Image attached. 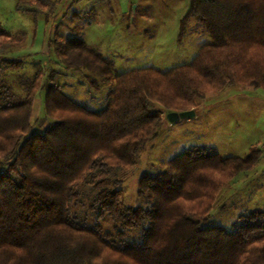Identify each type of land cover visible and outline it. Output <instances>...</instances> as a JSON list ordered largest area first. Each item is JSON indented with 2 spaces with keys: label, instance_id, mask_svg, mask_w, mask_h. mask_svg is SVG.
<instances>
[{
  "label": "trees",
  "instance_id": "16d2710c",
  "mask_svg": "<svg viewBox=\"0 0 264 264\" xmlns=\"http://www.w3.org/2000/svg\"><path fill=\"white\" fill-rule=\"evenodd\" d=\"M58 2L18 0L17 9L38 14ZM191 20L205 26L211 42L189 64L165 72L115 73L114 61L76 26L74 36L52 40L65 70L92 73L84 79L96 91L100 82L110 87L98 111L54 83L55 70L43 84V69L21 78L18 90L0 74V264H264V210L239 215L230 230L206 216L225 177L254 165L258 150L223 157L188 148L161 171L140 176L141 204L123 203L118 168L134 166L157 138L156 104L188 110L181 99L201 96L215 82L232 84L238 72L264 87V0H189L182 31ZM2 38L12 39L0 26ZM2 61L9 69L22 66L18 58ZM38 89L41 129L30 120ZM106 217L109 231L101 223Z\"/></svg>",
  "mask_w": 264,
  "mask_h": 264
},
{
  "label": "rangeland",
  "instance_id": "374dc122",
  "mask_svg": "<svg viewBox=\"0 0 264 264\" xmlns=\"http://www.w3.org/2000/svg\"><path fill=\"white\" fill-rule=\"evenodd\" d=\"M17 2L0 0V26L14 39H0V74L4 73L18 90L21 78H32L43 69V84L48 71L55 70L53 82L74 101L94 111L104 107L110 87L100 82L96 91L84 79L85 74L92 73L65 70L50 44L55 38L74 36L73 26L90 47L114 61L115 73L144 67L165 72L189 64L200 48L211 42L205 26L195 20L182 31L181 19L189 0H60L51 11L38 14L18 10ZM5 57L20 59L22 66L6 68ZM238 74L239 79L232 84L215 82L202 89L201 96L181 99L180 104L195 109L193 117L170 123L166 114L173 105L156 104L162 123L157 138L142 148L134 166L118 168L125 205L142 203L137 189L144 172L155 174L169 160L196 147L223 157H245L252 150L259 151L254 165L225 177L217 188L206 213L210 223L230 230L239 215L264 210V87L249 85L243 72ZM42 117L43 92L38 89L31 106L34 127H41ZM101 223L104 231L111 230L110 219L106 217Z\"/></svg>",
  "mask_w": 264,
  "mask_h": 264
},
{
  "label": "water",
  "instance_id": "95a60500",
  "mask_svg": "<svg viewBox=\"0 0 264 264\" xmlns=\"http://www.w3.org/2000/svg\"><path fill=\"white\" fill-rule=\"evenodd\" d=\"M195 115V109H188V110H182V111H170L166 114V119L170 123H174L179 121L183 118H190Z\"/></svg>",
  "mask_w": 264,
  "mask_h": 264
}]
</instances>
